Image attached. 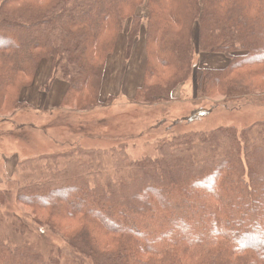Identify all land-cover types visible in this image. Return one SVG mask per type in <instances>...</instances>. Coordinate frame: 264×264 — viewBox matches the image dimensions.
I'll list each match as a JSON object with an SVG mask.
<instances>
[{
  "label": "trees",
  "instance_id": "16d2710c",
  "mask_svg": "<svg viewBox=\"0 0 264 264\" xmlns=\"http://www.w3.org/2000/svg\"><path fill=\"white\" fill-rule=\"evenodd\" d=\"M130 19L125 61L144 29L146 39L137 99H171L190 79L195 27L202 53L229 58L223 69L198 70L203 97L237 102L264 90V0H3L0 115L24 105L22 92L46 62L42 90L66 83L61 105H107L106 70ZM156 149L133 160L126 144L77 146L22 163L45 169L17 202L84 259L72 264H264V121L178 134ZM8 197L0 189V205ZM12 226L16 240L0 218V264H67L20 216Z\"/></svg>",
  "mask_w": 264,
  "mask_h": 264
},
{
  "label": "rangeland",
  "instance_id": "374dc122",
  "mask_svg": "<svg viewBox=\"0 0 264 264\" xmlns=\"http://www.w3.org/2000/svg\"><path fill=\"white\" fill-rule=\"evenodd\" d=\"M138 15L146 18L149 15L147 6L139 8ZM131 24V19L125 24L122 38L113 54L115 57L110 61L101 97L103 101L111 99L107 105L88 111L63 105L41 110L35 103L24 102L15 113L0 115V189L9 196L6 204L0 205L5 232L11 237L12 223L15 217L20 216L33 234L60 249L64 259L68 260L67 264H72L73 259H84L72 251L60 235L39 226L17 202L22 185L29 182L34 172L43 173L45 163L36 164L33 172L22 163L45 155L63 154L77 146L110 149L120 144L128 146L131 159L141 160L144 157H157L158 143L178 134L209 132L222 127L244 129L264 121V90H257L237 102L228 101L225 97L209 99L199 92L198 70L223 69L228 66L229 58L202 53L198 27L193 30L197 51L194 55V74L190 79L174 91L171 99L149 103L137 99V92L132 93L134 82L131 74L140 80V85L144 83L146 39L144 29L132 48L129 61H125ZM138 47L142 48L141 52ZM192 116H196L195 119L187 121Z\"/></svg>",
  "mask_w": 264,
  "mask_h": 264
},
{
  "label": "crops",
  "instance_id": "0c3cea01",
  "mask_svg": "<svg viewBox=\"0 0 264 264\" xmlns=\"http://www.w3.org/2000/svg\"><path fill=\"white\" fill-rule=\"evenodd\" d=\"M138 51L141 52L142 48L138 47ZM123 56V55H122ZM112 56L109 60L108 63V68L106 70V77L108 76V69L110 66V61L113 59ZM121 57V55H120ZM145 73V70H144ZM144 73H143V78H144ZM50 74V63H45V65L40 67V71L37 74V79H35L34 84L25 89L22 92V101L25 102L26 104L28 103H35L36 107H40L41 110L48 109L51 107H59L62 104L63 97L65 96L67 92V84L64 82H56L51 88V90L48 93L43 92V86L47 83L48 78ZM132 81L134 82V88L132 89V93H136L138 88L142 85H140V80L135 76V74H131ZM142 78V79H143ZM140 85V86H139ZM104 89H105V84H104ZM42 105V106H41ZM22 126V125H20Z\"/></svg>",
  "mask_w": 264,
  "mask_h": 264
},
{
  "label": "bare ground",
  "instance_id": "6f19581e",
  "mask_svg": "<svg viewBox=\"0 0 264 264\" xmlns=\"http://www.w3.org/2000/svg\"><path fill=\"white\" fill-rule=\"evenodd\" d=\"M223 56V55H222Z\"/></svg>",
  "mask_w": 264,
  "mask_h": 264
}]
</instances>
